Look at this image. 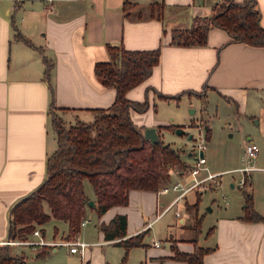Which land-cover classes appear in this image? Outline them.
I'll use <instances>...</instances> for the list:
<instances>
[{
	"label": "crops",
	"instance_id": "1",
	"mask_svg": "<svg viewBox=\"0 0 264 264\" xmlns=\"http://www.w3.org/2000/svg\"><path fill=\"white\" fill-rule=\"evenodd\" d=\"M219 1L0 0V242L9 240L10 209L45 179L46 160L57 147L51 110L66 125L91 121L90 110L108 109L115 98V91L102 86L94 74L95 63L109 60L107 45H122L128 50L159 48V62L151 75L126 94L131 101L148 104L143 113L131 110L130 118L143 128L142 132L152 127L158 131V126L172 122L156 117L155 103L175 102L161 99L159 94L201 98L187 92H201L206 87L202 97L217 95L221 102L234 108V112L231 110L234 121L250 124L255 119V125L251 124L255 128L254 138L247 139L259 147L254 159H247L244 151L229 150L225 158L214 163L210 159L208 163L203 151L207 170L202 176L236 173L241 178L236 169L246 164L255 169L250 172L247 186L241 188L244 198L232 207L229 203L224 208L220 206L205 233H200L198 245L210 249L203 257V264H264V220L242 219L246 194L252 199L254 211L264 217V47L229 42V35L220 28L210 29L207 44L203 46L170 44L172 30L189 28L195 17L210 15L212 5ZM255 2L264 27V0ZM158 9L161 10L159 18ZM17 34L31 45L17 38ZM45 61L51 65L47 79ZM209 129V139L205 140L210 147L213 133ZM163 132L170 131H159L160 138ZM186 155L193 160L192 153ZM182 178L188 182L186 172L170 170L172 184H181ZM228 183L234 188L232 181ZM159 191L131 190L126 206L111 207L100 217L89 209L85 218L93 217L95 223L87 227L91 223L87 219L89 222L81 226L87 229V239L83 241L88 244L85 264L120 263L124 249L116 246L115 241L105 240L100 229V224L109 223L118 214L127 218L126 237L146 231L144 245L129 250L126 264H186L172 259V248L190 253L193 244L189 239L172 238L170 229L176 220L182 226L187 223L189 214L185 203L194 201V192L190 191L193 201L188 192L178 205L165 210L177 193ZM86 195L95 203L93 195ZM200 210L199 205L198 214ZM45 211L49 212L47 208ZM35 230L40 236L31 234L28 240L41 238L50 243L65 240L68 226L51 218L45 224L35 225ZM48 230L50 239L47 240ZM80 235L81 232L78 239ZM46 246V256L37 257ZM13 247L15 252L27 256L28 264L29 250L44 263L60 246Z\"/></svg>",
	"mask_w": 264,
	"mask_h": 264
},
{
	"label": "trees",
	"instance_id": "2",
	"mask_svg": "<svg viewBox=\"0 0 264 264\" xmlns=\"http://www.w3.org/2000/svg\"><path fill=\"white\" fill-rule=\"evenodd\" d=\"M154 4H152L153 6ZM158 18L161 10L156 12ZM155 12L152 7V16ZM156 16V15H155ZM260 12L255 0H221L212 5L210 15L195 17L187 29L172 30L170 44L176 46H203L207 44L210 29H223L229 42H241L253 47H264V27L260 23ZM17 38L31 45L20 34ZM109 60L97 62L94 74L102 86L113 89L115 98L108 109H92L89 122L76 121L66 125L62 117L51 110V126L56 135L57 147L46 160L44 181L31 193L21 198L10 209L8 239H28L35 225L47 223L51 218L67 223L65 240H73L81 229V221L87 210L98 217L114 206H126L131 190L158 191L170 181L171 169L183 171L187 164L184 150L160 141L151 143L143 136L142 129L130 118V111L143 113L147 102L131 101L126 94L146 80L158 64L160 49L128 50L122 45H107ZM46 62L44 76L49 78L51 65ZM51 89V87H50ZM201 92H187L198 97ZM180 95L159 94L164 100L178 102ZM161 130L175 131L176 125H160ZM186 134V133H185ZM210 129L206 126L205 138ZM88 181L96 196L95 206L89 207V198L84 191ZM194 201L185 203L189 214V227L193 230V251L182 252L172 248V259L186 264H203V257L210 249L198 245L202 217L198 214L202 192L193 190ZM48 209V213L45 211ZM246 221H262L253 209L252 199L246 194ZM127 218L123 214L114 216L109 223L100 224L107 241H115L124 249L119 264H126L130 249L143 246L146 231L126 237ZM212 228L209 230V232ZM44 247L37 257L47 254ZM27 256L17 253L13 246L0 245V264H27Z\"/></svg>",
	"mask_w": 264,
	"mask_h": 264
},
{
	"label": "rangeland",
	"instance_id": "3",
	"mask_svg": "<svg viewBox=\"0 0 264 264\" xmlns=\"http://www.w3.org/2000/svg\"><path fill=\"white\" fill-rule=\"evenodd\" d=\"M155 105L156 108L154 113H156V117L158 119L168 120L170 121V123L172 122L173 125H177L179 128H182L186 132V134L182 135L177 134L176 130L167 133L163 132V134L161 133L163 135L161 136V138L164 143H169L175 148H182L184 150L183 158L188 161L186 162L188 163L187 165L192 164L193 160L190 159L192 157H188L186 154L192 153L194 158L195 154L197 153L198 145L204 144L208 146L205 140L206 126L210 127L213 133V145H211L210 147L208 146L204 150L205 156L208 159V163H210V159L213 160L214 163V161L225 158V156H227V153H229V150L238 153L244 151L245 142L248 141L247 139L254 138L255 128L251 124L254 123L255 125V119L250 122V124L247 121H234L231 118V110H233L234 112V108L232 107L231 109L230 106L221 102L215 94L201 98L192 96L188 97V95H184L180 97L178 102H156ZM141 129L143 130L142 127ZM188 135H192L193 138L188 139ZM201 139H203L204 141L201 142ZM171 170L172 172L178 171L176 169ZM183 171L186 170L184 169ZM239 178L240 175L236 173H233L232 175H223L221 177V184L219 187H214L213 189H208L206 192H202V200L200 203L201 210L199 214V216L202 217L201 233H205L210 221L214 219L216 213L220 210V206H223L224 208V203L227 202L232 207L239 200H242L244 198L243 190L240 189L237 184ZM229 181H232V183H234V188L230 187L228 183ZM171 185L172 181L161 186L159 190H161L165 186ZM181 185H185V178L181 179ZM84 191L85 194H88V196L93 195L96 199L93 188L88 181H85ZM172 193L177 192L170 190V195H172ZM189 198L190 200L193 199V192L189 193ZM209 209L213 211L210 212ZM169 216H167L166 218L169 219ZM87 219H90L91 221V223L87 227H92L95 223V219L93 217H87ZM186 221L187 223L184 226H182V224L178 220L171 223L170 234L172 238L177 240H191V238L193 237V230L188 226L191 221L189 219ZM86 230L87 229L84 228L80 229L81 235L79 239L81 241L87 239L85 237V235H87L85 233ZM47 233L48 240L50 239V231L48 230ZM109 252H111V250H109ZM34 253L35 252L31 250L28 251V264L82 263L79 256L70 255L66 247H58L57 252L51 253L47 258V261L44 263L41 261V259L37 258ZM84 263L85 260L82 264Z\"/></svg>",
	"mask_w": 264,
	"mask_h": 264
},
{
	"label": "built area",
	"instance_id": "4",
	"mask_svg": "<svg viewBox=\"0 0 264 264\" xmlns=\"http://www.w3.org/2000/svg\"><path fill=\"white\" fill-rule=\"evenodd\" d=\"M39 1H46L51 2L52 0H39ZM204 140L201 139V142ZM205 150V145L200 144L198 145L197 153L195 154V157L193 158V162L190 165H187L185 168L186 172L188 174V182L185 183L184 186H182L179 182L172 184L171 186H165L163 187L159 192L160 193H166L170 190H173L177 192V195L175 199L172 201V203L165 209L169 210L174 205H178V203L183 199V197L190 191H193L195 189H198L200 191H207L208 189H213L214 187H219L221 184V176L223 174H210L208 173L206 176H202V172L206 171L205 163L206 159L204 156L203 151ZM203 153L202 156H200V153ZM259 152V147L257 144H255L252 141H247L245 143L244 147V153L245 157L247 159H254ZM255 168L252 165L246 164L238 169H236V172H239L241 174V178L238 181V187L241 189L245 188L250 180V172H252ZM225 205L228 203L225 202ZM178 208V207H177ZM164 210V211H165ZM176 217H179V213L176 212ZM89 221L84 218L81 221V226H84ZM33 236H40V232L38 230L33 231ZM51 245V246H66L68 247V251L71 254H77L81 262L84 261V255L85 250L87 248V243L80 241L77 237L73 240H60L55 242H45L43 239L39 240H28V239H14V240H7L0 242V245H8V246H21V247H33V248H40L44 245ZM157 246V243H154ZM81 263V264H82ZM85 264V263H84Z\"/></svg>",
	"mask_w": 264,
	"mask_h": 264
},
{
	"label": "water",
	"instance_id": "5",
	"mask_svg": "<svg viewBox=\"0 0 264 264\" xmlns=\"http://www.w3.org/2000/svg\"><path fill=\"white\" fill-rule=\"evenodd\" d=\"M176 133L182 135V134H185L186 132L182 128H177ZM143 136L145 139L149 140L151 143H156V142L160 141L158 131L156 128H153V127L152 128H146L143 132ZM191 138H192V136L188 135V139H191ZM202 155H203V153L201 152L200 156H202ZM88 206L94 207L95 206L94 201L89 200Z\"/></svg>",
	"mask_w": 264,
	"mask_h": 264
}]
</instances>
